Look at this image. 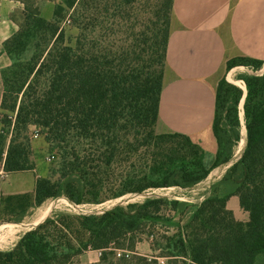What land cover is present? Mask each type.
I'll list each match as a JSON object with an SVG mask.
<instances>
[{
  "label": "trees",
  "instance_id": "1",
  "mask_svg": "<svg viewBox=\"0 0 264 264\" xmlns=\"http://www.w3.org/2000/svg\"><path fill=\"white\" fill-rule=\"evenodd\" d=\"M12 1L23 9L12 16L18 31L3 44L10 66L2 71L0 164L6 175L36 171L31 126L42 130L57 160L48 176L37 177L34 193L7 196L0 176V225L21 224L64 197L100 205L191 189L234 160L245 128L247 147L199 205L150 197L101 215L54 214L0 250V264H81L91 251L101 252L92 264H264V62L227 63L210 160L191 137L157 132L175 0H146L154 5L143 22L141 0ZM48 3L55 4L51 19ZM66 25L78 30L74 45ZM238 68L263 74L248 75L244 91L228 80ZM233 196L248 222L228 209ZM144 241L148 256L137 253Z\"/></svg>",
  "mask_w": 264,
  "mask_h": 264
},
{
  "label": "crops",
  "instance_id": "2",
  "mask_svg": "<svg viewBox=\"0 0 264 264\" xmlns=\"http://www.w3.org/2000/svg\"><path fill=\"white\" fill-rule=\"evenodd\" d=\"M22 9V3L12 0L0 6V106L2 71L10 66L3 44L18 31L12 16ZM237 57L264 62V0H175L160 126L192 139L211 137L217 88L227 76V63ZM90 254L83 257L86 264L100 260L98 255L92 262Z\"/></svg>",
  "mask_w": 264,
  "mask_h": 264
},
{
  "label": "rangeland",
  "instance_id": "3",
  "mask_svg": "<svg viewBox=\"0 0 264 264\" xmlns=\"http://www.w3.org/2000/svg\"><path fill=\"white\" fill-rule=\"evenodd\" d=\"M141 2H144L143 6L145 7V11H143L140 14V19L143 22L148 18L149 13L153 12L152 7L154 3L151 2L148 4L146 0H141ZM52 8H53V3L48 5L47 10L45 12V17L47 19H51ZM69 18L70 17L68 16V19ZM65 27L67 29L68 44L74 45L75 40L78 36V30H76L74 27H71L69 25H66ZM137 32H140V27L137 29ZM251 74L252 72L249 71V69L247 68H238L235 71H233L229 75L228 78L231 82H234L238 87L243 88L245 90L246 84L244 83L245 82L244 79H246V77ZM242 118H243V125L245 128V122H244L245 119H244L243 112H242ZM157 132L167 133L160 126V123L158 124ZM29 135H30V138L32 141V147H33L32 160L36 163V171L17 173V174H12L9 176H6V174L4 173L5 178L2 177V181H3L2 188H3L4 193L7 196H14L16 194H21V193H34L37 177L48 176L49 169L55 164L57 160L56 158L57 153L52 154L50 152L45 135L42 134V130L40 128L31 126ZM193 140L207 152V154L209 155L208 158L210 160L211 159L213 160V158L216 156V153H217V142L214 136L213 135H211V137L205 136L204 138H195ZM245 148L246 147H245V130H244L243 140L241 141L240 145L236 148V155L233 160L234 163L241 159V156L243 155ZM225 165H222L219 168L215 169L205 182L197 185L194 188L187 189V190H182V189L154 190V191H148L143 194H130L120 199L108 200L100 205L87 204V205L77 206L74 203L70 202L69 199L65 197L56 199V200H49L40 208L35 209L33 213L25 219L23 223L21 224L5 223V224L0 225V244H1L0 250L2 251L11 250L13 247H15V245L18 243V241L21 239V237L24 234L37 228L38 226L43 224L48 218H50L54 214L70 213V214L86 215V216L101 215V214H104L110 211L116 206L128 205L130 203H139V202L141 203L149 197L168 198L170 200L178 199L181 201L190 202L193 205H199L205 200L207 196H209L210 188L212 184L221 180L223 176L225 175V173L227 172V170L229 169V167ZM2 167H3V164H0V168ZM215 171L216 173H214ZM218 172L221 174H219ZM228 203L230 206L228 207V209L232 212L234 211L237 218L240 221L242 220V222H244V221L249 220V214L241 208L240 200L238 196L231 197ZM49 207H50V213L51 212L52 213L49 214V216L46 219H44L43 222L41 223L39 222V224H36V220L39 218V216L45 211V209L47 210ZM8 224H12V225L17 224V225H20L21 227L15 226L12 228L11 227L2 228V226H7ZM10 229L15 234V235H12V237H11V234H12L11 232H10L11 234L9 235ZM90 253L92 254H90L91 259L89 258V260H91L92 262L95 261L96 256L98 255L101 256V252L92 251ZM137 253L141 256L150 255L152 253L150 249V243L148 241H144L138 247ZM80 260H81V264H83L86 262V257L85 259L82 257ZM77 264H80V263H78L77 261Z\"/></svg>",
  "mask_w": 264,
  "mask_h": 264
},
{
  "label": "bare ground",
  "instance_id": "4",
  "mask_svg": "<svg viewBox=\"0 0 264 264\" xmlns=\"http://www.w3.org/2000/svg\"><path fill=\"white\" fill-rule=\"evenodd\" d=\"M221 171H222V170H221ZM214 173H216V171H215ZM218 173H219V172H218ZM219 174H221V173H219ZM56 207H57V206H56ZM53 208H54V207H53ZM77 208H78V207H77ZM79 209H80V208H79ZM42 210H43V209H42ZM77 210H78V209H77ZM83 211H84V210H83ZM51 213H52V212H51ZM51 213H50V207H49L47 210L45 209V211H44V212L39 216V218L36 220V224H39V222H40V223L43 222V220L46 219V218L49 216V214H51ZM95 213H96V212H95ZM15 226H16V227H21L20 225H17V224H16V225H14V224H13V225H12V224H8L7 226H2V228H7V227H11V228H12V227H15ZM29 229H30V228H29ZM18 231H19V230H18ZM18 231H17V233H18ZM10 232H11L12 234H11ZM20 232H21V231H20ZM4 233H5V231H4ZM7 233H8V232H7ZM10 234H11V237H12V235H15L14 232H12L11 229H10V231H9V235H10ZM7 235H8V234H7ZM7 235H6V236H7ZM7 237H8V236H7ZM11 237H10V238H11ZM16 237H17V236H16ZM16 237H15V238H16ZM17 239H18V238H17ZM7 241H8V240H7ZM4 243H5V242H4ZM0 245H1V244H0ZM2 249H3V248H2Z\"/></svg>",
  "mask_w": 264,
  "mask_h": 264
},
{
  "label": "water",
  "instance_id": "5",
  "mask_svg": "<svg viewBox=\"0 0 264 264\" xmlns=\"http://www.w3.org/2000/svg\"><path fill=\"white\" fill-rule=\"evenodd\" d=\"M262 75L263 74V71L262 72H260V73H252L251 75ZM245 80V79H244ZM243 89V88H242ZM244 90V89H243ZM244 91H246V88H245V90ZM246 97V96H245ZM243 106H244V100H243V102H242V105H241V108L243 109ZM243 114H244V112H243ZM245 130H246V128H245ZM246 142H247V136H246ZM246 147H247V143H246ZM246 149V148H245ZM244 152H245V150H244ZM244 154V153H243ZM243 156V155H242ZM242 156H241V158H242ZM233 164H234V162H233V160L230 162V163H228V164H226L225 166H227V167H231V166H233ZM150 198V197H149Z\"/></svg>",
  "mask_w": 264,
  "mask_h": 264
},
{
  "label": "built area",
  "instance_id": "6",
  "mask_svg": "<svg viewBox=\"0 0 264 264\" xmlns=\"http://www.w3.org/2000/svg\"><path fill=\"white\" fill-rule=\"evenodd\" d=\"M4 173H5V172H4V170H3V167L0 168V176L3 177V178H4Z\"/></svg>",
  "mask_w": 264,
  "mask_h": 264
}]
</instances>
